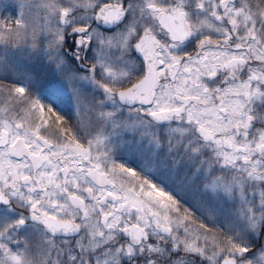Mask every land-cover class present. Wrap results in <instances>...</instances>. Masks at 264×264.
Masks as SVG:
<instances>
[{"label":"snow or ice","instance_id":"obj_1","mask_svg":"<svg viewBox=\"0 0 264 264\" xmlns=\"http://www.w3.org/2000/svg\"><path fill=\"white\" fill-rule=\"evenodd\" d=\"M0 264H264V0H0Z\"/></svg>","mask_w":264,"mask_h":264}]
</instances>
